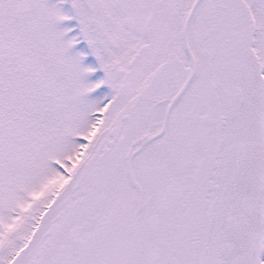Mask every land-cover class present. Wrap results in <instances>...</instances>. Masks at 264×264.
<instances>
[{"label":"snow or ice","instance_id":"obj_1","mask_svg":"<svg viewBox=\"0 0 264 264\" xmlns=\"http://www.w3.org/2000/svg\"><path fill=\"white\" fill-rule=\"evenodd\" d=\"M0 264H264V0H0Z\"/></svg>","mask_w":264,"mask_h":264}]
</instances>
